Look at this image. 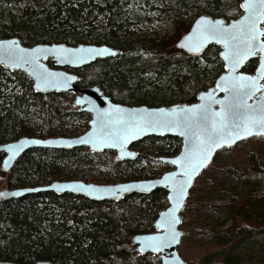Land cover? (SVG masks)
<instances>
[{
    "label": "trees",
    "instance_id": "1",
    "mask_svg": "<svg viewBox=\"0 0 264 264\" xmlns=\"http://www.w3.org/2000/svg\"><path fill=\"white\" fill-rule=\"evenodd\" d=\"M241 2L0 0V28L2 39L19 37L28 47L51 43L70 46L107 43L120 49L122 54L117 58L98 60L80 70L67 68L79 75V85L86 88L98 84L112 101L119 104L157 107L159 101L170 106L194 103L200 91L215 84L224 72L220 48L211 46L202 56L196 57L171 50L169 40L164 38L130 40L124 37L120 41L118 33H127L130 26V21L125 18L128 6L137 5L145 13L156 14L159 20L189 30L194 20L203 14L224 17L228 21L236 19L242 14ZM144 54L155 56V61L150 67L141 69L140 60ZM49 65L54 67L53 62ZM257 65L258 61L253 60L245 71L254 73ZM166 79L164 95L159 92L160 87L151 88L155 82L161 83ZM73 105V95L38 94L25 74L11 73L0 67V144L24 136L45 139L83 134L90 128L91 116L79 112ZM137 147L139 156L134 161H117L113 152L93 154L87 149H33L19 159L10 174L0 169V185L4 183L3 178H6L8 188L36 187L57 180L115 184L158 178L172 169L169 165L159 164L158 157L177 155L181 141L174 137L148 138ZM3 158L4 154H0V166ZM167 196L165 189H157L149 195H129L116 203L46 192L2 202L0 261L23 264L38 261L52 264H161L158 255L139 256L131 239L135 235L156 231L155 222L168 205ZM247 202L234 201L232 205ZM243 204L236 212L232 207V214L242 227L234 231L232 237L231 230L217 236L212 245L224 247L229 244L234 252L250 240L247 237L253 236L254 231H264V215H261V220L253 218ZM196 211L197 208L194 209ZM253 223L260 228L249 230L247 226ZM223 226L229 228L232 225L226 223ZM220 251L225 252L227 248ZM213 260L211 257L205 263ZM224 263L236 264L229 259Z\"/></svg>",
    "mask_w": 264,
    "mask_h": 264
},
{
    "label": "water",
    "instance_id": "2",
    "mask_svg": "<svg viewBox=\"0 0 264 264\" xmlns=\"http://www.w3.org/2000/svg\"><path fill=\"white\" fill-rule=\"evenodd\" d=\"M248 2L242 0L240 9L241 16L238 19L228 21L224 17H213L208 14H203L196 18L192 23L188 32L180 37L175 43L174 47L187 53L191 56H202L204 52L211 46H218L221 51L219 57L224 65V72L217 78L215 84L202 90L197 94V101L194 103H178L174 105H163L157 107H149L146 105L141 106H128L119 104L107 96L100 85L95 84L83 88L79 85L80 77L78 74L68 71L80 70L83 67L90 65L98 60H105L109 58H117L122 54L120 49L110 45L101 44H79L70 46L65 43H51V44H37L31 47L25 46L19 37H11L0 39V67L11 73L20 72L25 74L33 83V89L36 93L41 95L50 94H71L75 96L74 107L82 113H88L91 116L90 128L83 134L76 137H52V138H39L24 136L18 140L0 144V154H4L0 169L5 174H10L19 159L27 152L33 149H51V150H74V149H87L93 154H103L105 152H113L117 161H134L139 156V151L136 150L137 146L148 138H166L174 137L181 141V149L179 153L173 157L161 156L158 162L169 165L172 169L163 173L160 177L154 179H141L128 182H121L115 184L98 185L94 183H87L80 180L70 181H54L50 184L40 185L36 187H23V188H4L0 190V203L13 199H20L24 196L38 193L51 192L57 195L72 194L87 198L95 202H121L127 196L132 194H145L149 195L157 189H165L168 192V205L159 214L155 222L156 231L149 234L135 235L131 239V244L136 248L139 256L148 254L158 255L161 259V264H187L181 257L178 248L184 237V231L181 230L183 223V212L190 197V192L193 189L196 180L207 170L213 163L217 153L223 149L233 148L236 145L250 140L252 138H264V134L242 136L230 144H224L222 147L216 148L210 155L209 161L206 166L196 169L191 174V178L186 175H181L184 168L181 164H174V160H184L186 153L193 148L195 143L191 132L183 129L185 134H181L182 129L174 125L165 126L170 121H183L187 115L186 109H196L200 105L211 103L208 97L211 95L213 101L225 100L229 97V91H225V83L222 78L226 77H252L256 79L259 90H253L251 98L244 97L248 105H252L251 109L241 108L245 114H258L264 115V51L259 48L255 51L254 55L242 60L239 64L235 65L233 71V64L226 59L228 49L225 41L211 39L206 41L199 50H196L192 45V41L186 39L194 35L197 23L202 19L215 23L222 21L220 27L222 29H230L233 25H240L245 17L248 16V11L245 7H241ZM257 29L264 33V20H260ZM14 41V44L10 42ZM260 43L264 44V34L260 37ZM10 49L16 55L24 56L42 66L41 69L34 70V65L22 64L17 67L11 60L7 59V50ZM39 49L40 51H34ZM45 49H69L75 55H68L62 58V54L56 52H45ZM106 49L101 54H89L87 51L79 50ZM84 57V59H80ZM253 60L258 61L257 68L254 73H247L246 66ZM49 62L54 63V67L49 65ZM39 71H46L52 74L51 83L44 84L38 78ZM247 83V82H246ZM224 107L220 103H211L212 112H219ZM118 110V111H114ZM163 110V111H161ZM101 114L103 116L101 122ZM141 119H149L156 121L153 127L146 128L143 131H135L134 135H129L128 139L121 147L120 144L113 146L110 140L101 142L100 137L107 136L111 133L117 135L123 131L124 121ZM31 141H39V143H32ZM83 141V142H82ZM15 146V152L9 151V146ZM169 177V179H165ZM184 185L185 191L180 193V186ZM17 193V195H12ZM156 237L159 239L149 241L147 238ZM174 237V238H173ZM151 245V246H150ZM0 264H23L12 261H0ZM33 264H52L49 261H38Z\"/></svg>",
    "mask_w": 264,
    "mask_h": 264
},
{
    "label": "rangeland",
    "instance_id": "3",
    "mask_svg": "<svg viewBox=\"0 0 264 264\" xmlns=\"http://www.w3.org/2000/svg\"><path fill=\"white\" fill-rule=\"evenodd\" d=\"M125 18L130 21V26L127 33H118L120 41L124 37L130 40L164 38L169 40L168 45L171 50H177L175 47L173 48V45L188 32L186 27L176 28L163 19H157L154 13H145L134 4L128 6ZM189 22L186 24L188 25ZM1 25L2 23H0ZM2 36L0 28V39ZM154 61L155 56L144 54L140 60V68H148ZM167 82L168 79L161 83L155 82L151 88L160 87V91H158L164 95ZM157 104L163 106L159 101ZM136 150L140 149L137 147ZM159 164L162 163L159 162ZM150 169H155V167ZM3 179L4 183L0 185V190L8 188L5 182L6 178ZM240 200L248 202L232 205L234 201ZM242 204L253 215V218L261 220V215H264V138L261 137L252 138L233 148L221 150L210 167L196 180L183 212L181 230L184 231V237L178 248L181 257L187 264H225L227 259L236 264H264L263 230L254 231L256 233H253V236L247 237L250 240L240 245L234 252L229 244L224 247H216L211 244L217 236H223L231 230L232 237L234 231L242 227V223L238 222V218L235 217V219L232 214V207L236 209V212ZM195 208H197L196 212H194ZM226 223L232 226L229 228L223 226ZM247 227L249 230H256L260 228V225L253 223ZM206 230L210 231L205 234ZM222 248H227V251L221 252ZM211 257L214 258L213 262L205 263V260Z\"/></svg>",
    "mask_w": 264,
    "mask_h": 264
},
{
    "label": "snow or ice",
    "instance_id": "4",
    "mask_svg": "<svg viewBox=\"0 0 264 264\" xmlns=\"http://www.w3.org/2000/svg\"><path fill=\"white\" fill-rule=\"evenodd\" d=\"M241 7H245L249 14L240 25H233L230 29H222L220 27L222 21L212 23L211 21L202 19L197 23L194 35L186 38L192 41V45L196 50H199L208 40L214 39L218 42L224 40L228 49L226 59L233 64V71H235V65L247 57L254 55L257 48L264 51V44L260 43V37L264 33H261L256 27L260 20H264V0H248ZM10 43L14 44L15 42L12 41ZM34 51L40 50L37 49ZM43 51L62 54V58L65 59L68 55H75L69 49H45ZM79 51H87L91 55L101 54L107 50L82 49ZM7 59L11 60L17 67L22 64H31L35 66L34 70L42 68L36 62L35 58L29 60L24 56L16 55L10 49L7 50ZM80 59H84V57H80ZM51 76L52 74L46 71H39L37 78L42 83L48 84L52 82ZM222 79L226 85L224 90L230 93L229 97L221 101H213L211 95L208 97V101L211 103L218 102L224 105L221 111L212 112L211 103H206L196 109L184 110L186 113H191V115H187L183 121H170L165 124V126L174 125L177 128H181V134H185L183 129H187L191 132V136L195 140L193 148L186 153L183 161H172L174 164H181L183 166L184 172L181 175H186L191 178V174L197 168L206 166V162L209 161L211 153L224 144H230L236 139L242 138V136L264 134V115L245 114L241 111V108H252V105H248L243 98H251L253 90H259L256 79L243 76L239 78L230 76ZM104 115L107 114H101V122ZM156 123L158 122L149 119L124 121V128L121 133L117 135L109 133L107 136L100 137V139L101 142L110 140L113 146L118 143L123 147L129 135H134L137 130L143 131L146 128L153 127ZM31 142L39 143V141ZM9 151L14 153L15 146L10 145ZM165 179L167 180L169 177H165ZM184 191L185 187L181 184L180 193L183 194ZM4 194L0 193V195ZM12 195H17V193H12ZM147 239L153 241L159 238L150 237Z\"/></svg>",
    "mask_w": 264,
    "mask_h": 264
}]
</instances>
